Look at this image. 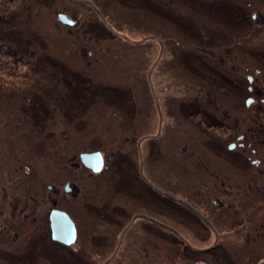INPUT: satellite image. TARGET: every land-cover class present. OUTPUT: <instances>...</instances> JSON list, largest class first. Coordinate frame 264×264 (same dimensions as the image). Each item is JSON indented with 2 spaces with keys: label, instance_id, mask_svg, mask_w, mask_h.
I'll list each match as a JSON object with an SVG mask.
<instances>
[{
  "label": "flooded vegetation",
  "instance_id": "obj_1",
  "mask_svg": "<svg viewBox=\"0 0 264 264\" xmlns=\"http://www.w3.org/2000/svg\"><path fill=\"white\" fill-rule=\"evenodd\" d=\"M64 1L67 10L54 7L56 29L62 27L78 44L85 68L102 67L101 60L94 59V64L91 60V43L97 47L113 36L132 46L157 41L149 34L132 41L117 32L102 0ZM118 1L134 14L125 21L136 19L142 33L156 31L157 12L170 19L171 6H177L174 0ZM220 1L231 2L234 9L222 10ZM203 3L210 31L182 35L180 62L172 70L179 68L181 73V95L165 97L164 114L170 116L163 118L154 95L152 65L145 81L132 70L134 88L140 92L122 84L98 86L105 103L117 110L106 113L112 121L102 123L101 132L117 125L123 137L91 139L87 146L96 149L79 154V162H69V168L63 166L68 179L61 186L44 185L35 168L23 164L24 157L13 167L0 150V264H92L89 247L98 249L102 260L115 242L102 264H154L162 247L170 260L172 248L182 249L178 254L183 264L191 254L197 261L200 255L219 260L217 264H264V8L251 0ZM220 10L239 23L237 31L218 23L214 12L223 15ZM59 16L74 25H64ZM100 50L112 56L109 47ZM75 75L85 82L82 73ZM77 88L73 84L65 89L77 97ZM140 93L141 102L135 95ZM59 99L47 100L44 106L50 104L53 110L40 107L37 118L71 115L73 101ZM135 116L137 126L131 125ZM154 116L156 133L147 134L154 127ZM141 131L146 132L144 137L136 138ZM64 141L69 145L68 136ZM158 148L166 151L167 171L183 167L178 173L185 175L155 173ZM28 178H41L44 198L29 195ZM55 214L69 219L74 230L70 244L56 239ZM208 237L212 242L204 249L188 242L201 243Z\"/></svg>",
  "mask_w": 264,
  "mask_h": 264
},
{
  "label": "rangeland",
  "instance_id": "obj_2",
  "mask_svg": "<svg viewBox=\"0 0 264 264\" xmlns=\"http://www.w3.org/2000/svg\"><path fill=\"white\" fill-rule=\"evenodd\" d=\"M203 1L205 0H174L177 6H173L174 4L171 6L170 19H165L163 14L157 12L153 18L155 22L153 25L157 24L156 31L142 33L136 19L125 21L124 17L134 15L128 13L125 4L118 0H102L104 4L106 3L103 7L106 16L109 14L112 17V20H109L117 32L127 34L125 35L127 38L137 42L142 41L149 34L158 42L146 41L139 46H132L111 36L112 38H107L105 42L102 40L97 47L91 43L89 49H93L94 52L91 60L93 64L94 59L101 60L102 67L95 64L94 68L89 69L84 67L81 52L76 50L78 44L66 35L62 27L60 30L56 29L59 25L56 24L54 7L59 6L67 10L68 3L64 0H0V150L5 153L6 158H9L13 167L17 165V160L24 157L23 164H31L37 171L36 176L43 177L44 185L51 182L61 186L68 179L63 166L69 168V162H79V154L96 149L87 146L91 139L101 138L102 135V138L118 141L119 137H123L117 125L105 130L106 133L101 132L102 123L104 125L112 121L106 113L117 110L113 104L105 103L101 97L102 90L98 86L106 83L109 86L122 84L125 87L131 86L133 92H138L139 90L134 88L132 70L138 74L137 78L145 81L148 70L155 65L151 77L153 92L159 101L163 118L170 116L171 113L166 116L164 114L167 106L165 97L171 94L177 97L181 95L178 85L181 73L179 68L174 72L172 70H174L173 66L180 62L182 35H196L199 30L210 31L206 28L208 19L203 12L206 11L204 7L207 4ZM251 1L259 8H264L263 0ZM220 5L222 10L234 9L231 7V2L224 4L220 1ZM113 8L115 10L111 13ZM222 10L220 12L225 16L214 12L218 23L233 27L237 31L239 23L233 22L230 19L232 15ZM161 26H165L164 30L160 29ZM160 30L164 33H160ZM105 46L109 47L111 52L109 54L112 56L106 57L105 51L103 53L100 50L101 48L104 50ZM116 64L122 67L115 66ZM76 73H82L85 82L77 79ZM73 84H76L77 90L79 89L76 93L77 97L69 91L66 92L65 89ZM73 89L76 87L74 86ZM135 95H138L141 102L142 94ZM59 96L64 100H67V97L73 101L69 103L72 114L68 116L48 114L43 119L37 118L36 111L42 110L40 107H43L44 111L53 110L50 104L44 106V103L54 98L59 99ZM63 105L62 112L67 102ZM48 106L50 109H47ZM237 111H240L238 107ZM135 118L136 116L131 123L133 126H137ZM166 120L170 122V119L166 118ZM154 122V129L152 128L147 134L156 133V116ZM65 129L67 132L62 135ZM145 134V131H141L135 137H142ZM67 136L70 139L69 145L64 141ZM131 136L132 134L128 135ZM156 154L155 173L163 176L185 175L178 173L183 167L180 169L172 167L173 173L167 171V156L163 148H158ZM20 174L24 175L22 170ZM76 175H79V172H76ZM77 177H75L76 181ZM28 179L30 180L26 179L27 190L31 192L29 195L38 194L36 195L38 198H44L45 189L41 187V178L34 181ZM43 203L47 208L46 201ZM188 242L193 248L204 249L212 242V238L208 237V240L201 243L195 240ZM115 244L102 260L99 250L89 247L92 264H102L112 253ZM180 250L182 249L172 248L173 258L170 260L167 258L166 248H158L154 264H183L179 261ZM175 252L176 257H174ZM199 257L202 259L197 261L191 254L182 261L186 264H193L195 261L198 264L200 262L217 264L216 262L219 261L206 255Z\"/></svg>",
  "mask_w": 264,
  "mask_h": 264
},
{
  "label": "water",
  "instance_id": "obj_3",
  "mask_svg": "<svg viewBox=\"0 0 264 264\" xmlns=\"http://www.w3.org/2000/svg\"><path fill=\"white\" fill-rule=\"evenodd\" d=\"M68 17L59 16L58 20L61 21L66 26H72L73 23H69ZM82 159L85 161V156L83 155ZM70 221L67 216L62 214H55L52 217V230L53 233L57 236L56 239L62 241L65 244H70L74 239V230L71 228ZM73 235V237H72ZM73 238V239H72Z\"/></svg>",
  "mask_w": 264,
  "mask_h": 264
}]
</instances>
